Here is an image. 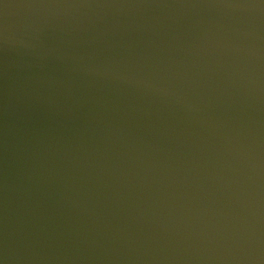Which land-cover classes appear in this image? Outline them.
Listing matches in <instances>:
<instances>
[{
    "label": "water",
    "instance_id": "obj_1",
    "mask_svg": "<svg viewBox=\"0 0 264 264\" xmlns=\"http://www.w3.org/2000/svg\"><path fill=\"white\" fill-rule=\"evenodd\" d=\"M0 264H264V0H0Z\"/></svg>",
    "mask_w": 264,
    "mask_h": 264
}]
</instances>
